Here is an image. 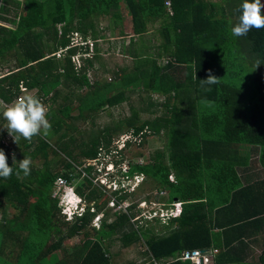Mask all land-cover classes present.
Instances as JSON below:
<instances>
[{
    "label": "trees",
    "instance_id": "16d2710c",
    "mask_svg": "<svg viewBox=\"0 0 264 264\" xmlns=\"http://www.w3.org/2000/svg\"><path fill=\"white\" fill-rule=\"evenodd\" d=\"M165 1L23 0L22 10L6 18L12 26L0 25V56H13L15 65L0 78L1 82L10 80L7 88L0 86L3 101L21 96V85L35 88L33 96L48 97L51 101L61 92L59 86L67 89L64 104L46 113L52 118L50 134H56L53 144L40 135L31 140L21 138L18 145L23 149L14 152L16 162L9 159L4 144L0 147L13 169L10 177H0V246L11 247L9 252L16 258L29 259L27 264H34L37 258H44L46 264H114L108 250L117 237L123 247L142 240L145 246L142 254L150 264H192L176 258L184 249L210 247L217 248L212 264L233 263L235 254L247 246L243 241V237H250L247 229L264 222V178L250 181L240 174L248 173L251 165L264 167V29H253L247 36H233V46L255 61L261 77L260 102L250 122L242 114L237 86L222 84L218 79L215 84L202 83L213 57L208 44L221 45L228 39L226 31L238 22L242 0H225L229 6L226 10L218 8L219 15L213 1L168 0V6ZM124 11L130 16L132 36L129 44L121 45L120 51L133 64L121 68V74L112 70V80L91 82L87 73L93 69L99 52L95 41L104 37L97 28L98 19L110 16L112 24L121 25ZM156 20H162L157 28L160 42L150 49L142 38L147 23ZM73 31L92 41V55L83 57L84 64L78 69L70 57L77 51L87 53L89 47L69 46V34ZM118 32L124 31L120 28ZM81 87L91 88L90 93L76 94ZM116 88V93L109 94ZM133 90L146 94V107L131 106L129 116L88 131L84 139L75 141L76 126L65 119H82L85 112L119 104L128 98L127 91ZM151 94L161 95L162 102L152 101ZM73 100L77 113L72 116ZM200 101L213 107L205 110L199 107ZM157 105L164 109L160 114L156 113ZM138 109L152 116L139 119ZM124 129L133 136L141 135L142 139L147 134L164 137L163 149H156L144 162L129 163L127 173L130 176L141 173L144 180L150 179L156 188L163 189L166 195L158 196V201L166 204L181 201L179 214L165 223L154 218L159 223L157 229L153 225L142 228L131 221L135 216L131 210L136 204L130 203L127 212L113 213L109 221V212H102L98 228H93L94 236H88L85 227L95 213L101 212L104 203L96 201L102 191L92 183L93 166L89 165L84 167V176L75 191L93 201L95 211L73 217L64 230L57 226V234L52 238L48 229L49 214L58 203V197L51 194L56 177L61 175L72 182L73 175H80L79 171L73 174L72 163L78 165L81 159L95 158L103 151L109 153L114 149L110 148L113 135ZM245 147L250 154L243 151ZM50 154H62L63 158L50 160ZM38 155L42 158L41 165H30V174L25 176L19 169V161ZM57 165L64 168L59 171L55 169ZM169 174L173 175V181L169 180ZM118 184L108 191L117 205L130 194ZM7 205L17 209V214L8 217ZM216 229L221 231V242L217 240ZM80 232L84 238L73 249L48 263L46 257L59 248L65 236ZM43 237L45 241L41 242L39 239ZM259 264H264V253Z\"/></svg>",
    "mask_w": 264,
    "mask_h": 264
},
{
    "label": "rangeland",
    "instance_id": "374dc122",
    "mask_svg": "<svg viewBox=\"0 0 264 264\" xmlns=\"http://www.w3.org/2000/svg\"><path fill=\"white\" fill-rule=\"evenodd\" d=\"M204 1L206 2L213 1V3H215L214 4L215 8H217L216 12L218 15H219L218 12L221 11V9L218 8L223 7V9L226 10L227 7L229 6L226 4L227 1L225 2V0H204ZM3 3L4 2L0 3V16H2L3 14V7H4ZM8 9L10 10L8 12L9 18H12L15 12L16 13L20 12V10H17L16 8L12 10L11 6H8ZM208 10L209 9L207 8L206 11ZM124 13L125 11L123 12V14ZM123 17L124 19L122 20V24L121 25L119 24L120 26L112 24L111 23L112 18H110V16L109 19L105 17L98 19L97 28L100 30V32H102V35L104 37L102 39H98L95 41V43L97 44L96 46L99 49V52L97 54V58H95L93 69L88 70L87 77L89 81L93 82L96 80L98 82H103V81L112 80L113 79L112 70H118V73L121 74L120 72L121 68L123 67L129 68L132 66L133 64L132 59L129 56L121 53L120 51L121 45L124 44L126 46L127 44H129L130 36H132L130 33L131 32L130 16L127 15ZM161 22L162 20H156L154 22L150 21L147 23V27H148L147 31L148 30L150 31L143 34L142 40L147 46H150V49H152L154 45H157L160 42L157 28L159 27V24ZM57 27L60 28V24H58ZM120 28H122L124 31L121 34L118 32ZM226 32L228 35V39L225 42H222L221 45H215L213 43L208 44L209 51H212L211 56L213 55V57L211 58V69H212L211 73L215 75L217 79L222 82V84L235 85L240 89L241 105L243 107L242 114L244 115L245 120L250 119V122H252V116L253 114L257 113L260 102L258 99L261 88L260 73L258 72L255 61L252 60L246 54H242V51H239V49L236 46H233L234 44H233V35L231 33V28H229ZM135 40L137 41L138 37H135ZM91 55H92V51L89 52L88 57H91ZM84 60L85 59L80 58L79 65L75 63L77 69L84 64ZM159 62L160 64L162 63L161 60H159ZM59 89L61 92L59 93L58 96L56 95L53 101L49 100L48 97H45L44 99H40L47 110L51 109L55 111L58 104L60 103L62 105L64 104V94L67 93V89L62 88V86L61 87L59 86ZM90 89L91 88L89 87H81L76 89L75 93L78 94L79 96H83L86 93H90ZM25 91H21V92H25ZM117 91H118L117 88L113 89L111 92H109V94H114ZM139 92L140 91H136V90L127 91L126 94L128 98L126 100L113 106L103 105L98 109H93L90 112H85L83 114L82 119L80 118H75L70 120L65 119L66 122L69 123L71 122V124H74L76 126V131H73L75 136V141L78 142L79 140L84 139L88 131L100 129L105 125H111L113 122H116L119 119H123L129 116V114L131 113V106L136 109L138 107H146L148 105L147 104L148 99L146 97V94L144 92H141V94H139ZM142 96L143 99H141ZM151 100L160 103L162 102L163 97L158 94H151ZM76 104H77L76 100H73L71 102V106L73 107V109L70 111V114L72 116L76 115L77 113V110L75 109ZM199 107H202L205 110H209L213 107V105L206 101H200ZM157 109H158V112H156L157 114H160L164 110L163 108H161L160 105H157ZM56 114L59 115L58 113ZM151 116L148 113L141 112L138 109L139 119H145ZM47 118L49 119L50 123H52V118H50L49 116H47ZM62 130L63 129H61L60 131ZM130 134L131 133L129 131H126L124 129L121 131V133L113 135L110 148L112 149L116 148V149H113V151L104 158L103 162L107 161L108 164L110 161L114 162V160L120 159L119 161L121 164L120 166L123 168L125 167L124 165L129 166V163L144 162L145 160H147L148 157H150V155L153 154V152L156 149H160V148L163 149L164 147L165 139L162 135L147 134L146 136H144L143 139L141 135L140 137L135 136L133 139V137H130L132 136ZM40 136L43 138H48L51 144H53L54 140L56 139V134L51 135L50 132L46 136L43 134H41ZM127 137H129L132 140L129 145L123 144V141ZM10 138L12 137L10 136ZM32 146L33 145L30 146V149L32 148ZM22 149L23 147H18L19 152L22 151ZM239 149L241 150L243 148H239ZM243 151L245 153L250 154L247 147H245ZM244 152H242V154L245 155ZM61 158H63L62 154H58V156H52L50 154L48 157V159L50 160L51 159L60 160ZM85 160L86 159H81V162L78 165L72 163V167L74 168V170L73 168H71V170H73V174L76 171L80 172L79 176L73 175L72 183L75 186L78 181L82 180L83 174L81 170L84 166ZM31 161H32L31 166L39 167L42 163V158H40V156L38 155L35 158L31 159ZM110 166L111 165L109 164L108 167ZM63 168L64 167L61 165H57L55 167V169L59 171H61ZM251 168H255V165H251ZM123 170L124 169H121V174H125ZM254 170H259V169H254ZM93 184L95 185V183ZM98 188L101 189L102 194L97 197L96 201L99 202V204H102L104 202L101 212H109V215L107 217L108 221L114 217L113 213H117L118 211H121L122 208H124L127 204L133 203L136 205L132 208L131 212L134 213L135 216L134 218L131 219V221L136 222L135 225H140L142 226V228H148L151 227V225H153L155 229L158 228L159 223L156 220H150L147 218L148 215L147 211L150 209V207L151 208L160 207V205H162L161 203L157 204L154 203L153 201L156 200L158 201L157 199L158 196H165L166 193L163 189L156 188L155 184H153L150 179L144 180L133 191H130L131 188H128L127 192H130L128 199H126V201H124L119 205L117 204L114 205L113 203V206H111L112 204L111 201L113 200L110 196H108L109 189H107L105 186L103 187L100 186ZM52 192H54V190ZM63 198L61 200H63ZM143 200L144 202H141ZM163 207H168V205H164ZM5 211L8 217L12 216L13 214H17L18 212L17 209L9 205L6 206ZM49 215H50L49 220H51V225H49L48 230H50L52 238H55V235L57 234L56 227L58 226L59 228H61V230H64L65 225H68V221H66L60 214L59 203H57V206H55V208L52 210V212ZM91 219L86 225L85 231L88 232V236L93 237L95 234L93 228L95 229L98 228L100 221L99 222L95 221V219L94 221H92ZM83 236H84L83 232L77 233L71 237L65 236L59 248L56 249L54 252L50 253L48 257H46L48 263L54 262V260L61 258L63 255H65L67 252L73 249V246H76L80 242V240L84 238ZM116 238L117 237H114V239L111 241V245L108 250L112 262L114 264H125L126 262L132 260L135 261L136 264L151 263L149 260L146 259V257L145 258L143 257L142 253L145 249V246L142 240L136 244L123 247ZM39 240L43 242V240L45 241V237ZM10 249L11 247H9L8 249L3 247L2 249L0 246V264H27L29 259H20L19 257L16 258L14 255L10 254L9 252ZM34 264H46V262L44 261V258L43 259L37 258Z\"/></svg>",
    "mask_w": 264,
    "mask_h": 264
},
{
    "label": "clouds",
    "instance_id": "9594fccd",
    "mask_svg": "<svg viewBox=\"0 0 264 264\" xmlns=\"http://www.w3.org/2000/svg\"><path fill=\"white\" fill-rule=\"evenodd\" d=\"M262 10H264V3H262L261 0H242L238 8V12H239L238 22L231 27L232 35L235 37H242V36H247L248 33L253 29L256 30L264 29V11ZM84 40H89V39H84ZM63 51H65V49ZM83 57L85 56H81L80 58ZM259 64L260 62L257 61V66ZM217 82H218L217 77L213 75L211 73V69H209L207 78L203 79L202 83L211 85ZM46 113H47V109L38 97L30 94L22 95L18 97L14 103L10 104L8 107L3 109L2 117L4 120L7 121L6 125L3 128L7 129L8 134L13 138V142L16 143L17 145L21 138H24L25 140H31L33 136H37L41 134L46 136L49 134L51 130V123L47 118ZM130 137H133L134 139L135 136L132 135ZM131 141L132 140L129 137H127L123 141V144H126L127 142H131ZM112 151L113 150H111L109 153H105L103 151L102 153L98 154L95 158H87V159H95L94 164L91 165L93 166V170L91 173L92 180L94 179V181H96L98 186L101 187L105 186L107 189H109V192H111V190H113L117 186V182H118L119 183L118 187L123 188L127 192L128 188H130L132 183L131 181L132 179L130 178L133 175L130 176L128 174L129 176L126 179L125 177L126 173L121 174L120 162L118 164H115L112 161H110L108 164L107 161L103 162L104 158L108 156V154H110ZM15 159L16 156L15 153H13L12 160ZM31 163L32 161L30 157H24L19 162V169L22 170L25 176L30 174ZM109 164L111 165L110 167H108ZM12 172L13 169L8 163V158L4 150L0 149V177L8 178L12 175ZM17 175H19V172H17ZM143 181L144 179L141 182L135 184L133 189H130V191H133ZM69 196H70L69 198L64 197L63 200L59 201V208L61 210L63 207H69L70 210H72L71 213L72 218L75 216H80L86 211L89 212L95 211L93 201H88L84 196L77 193L75 191V188L74 191H71V193H69ZM95 216H99V220H100V218L102 217V212L95 213L93 215V218ZM93 218L91 219L92 221Z\"/></svg>",
    "mask_w": 264,
    "mask_h": 264
},
{
    "label": "crops",
    "instance_id": "0c3cea01",
    "mask_svg": "<svg viewBox=\"0 0 264 264\" xmlns=\"http://www.w3.org/2000/svg\"><path fill=\"white\" fill-rule=\"evenodd\" d=\"M4 2V8H3V14L0 16V25L4 26H12V24L6 19L9 18L8 12L10 11L8 9V6H11V9L14 10L15 8L17 10H22L23 6V0H0V3ZM166 5L168 6L170 3L168 0L165 1ZM168 3V4H167ZM19 4V7H17ZM123 16H127L126 12L123 14ZM102 18V17H100ZM99 18V19H100ZM107 18V17H105ZM113 30V29H111ZM150 30L146 31L145 33L149 32ZM15 67L14 65V57L13 56H7V55H1L0 56V78L6 74H8L11 70H13ZM10 80H5L3 82L0 81V86L7 88ZM22 91V90H21ZM33 91V92H32ZM36 91L35 88H27L25 92H21L20 95H33V93ZM16 100V97L12 98V100L6 102L3 101L0 98V147L2 144L5 145L6 152L9 154V159L11 161L16 162L15 160H12V154L18 150V147L20 145H17L13 142L12 138H10V135L7 132V129L3 128L7 121L3 119L2 117V111L6 107H8L10 104L14 103ZM21 143V142H20ZM258 168H250V171L248 173L241 172L242 176L249 178L251 180L261 179L264 178V167L259 170H254ZM264 221V220H263ZM257 230V231H256ZM249 231L248 236L250 237H243V241L247 244V246L242 247V252L236 253V261L233 263H218V264H259L260 261V255L264 253V222L257 223L256 226L247 229ZM251 232V233H250ZM215 233L218 234V242L222 241V234L219 229L215 230ZM242 258V259H241Z\"/></svg>",
    "mask_w": 264,
    "mask_h": 264
},
{
    "label": "built area",
    "instance_id": "2783aa9c",
    "mask_svg": "<svg viewBox=\"0 0 264 264\" xmlns=\"http://www.w3.org/2000/svg\"><path fill=\"white\" fill-rule=\"evenodd\" d=\"M168 4V3H167ZM85 44L89 45V51L87 53H80L79 51H77L75 54H73L71 56V60L72 62L77 65H79V60L81 56H88L89 52L92 51V41L90 40H84L82 39V37L80 36V34L76 31H73L71 33L70 36V44L69 46H75V47H79V46H83ZM65 49V48H64ZM64 49H60L56 52V55L58 56L60 54V52H62ZM22 91L27 90L24 86H20ZM20 97V96H18ZM17 97V98H18ZM16 98V99H17ZM94 160L95 159H86L84 162V166L82 168V174L84 176V167L89 166V165H93L94 164ZM125 167H121V169H124L123 171L126 173L125 177L126 179L128 178V166L124 165ZM169 180L173 181V175L169 174L168 175ZM132 179V183L130 188L133 189L134 185L141 182L144 179V175L141 173H134L133 176L130 178ZM93 183H95L96 185H98L96 183V181H94V179L92 180ZM114 185V184H113ZM54 192H52V196H57L58 197V203L59 201L63 198H69V193H71V191H74L75 185L72 182L67 181L63 176L58 175L54 181ZM66 191V192H65ZM141 202H144L141 201ZM140 202V203H141ZM154 203H161L162 205H160V207H150V209L147 211L148 215L147 218L150 220H154V218H158L159 221L161 223H165L169 217L171 216H176L177 214H179L180 210H181V201L178 200H174L173 202L166 204L164 202L161 201H153ZM111 206H113V201H111ZM115 205V203H114ZM129 204H127L124 208H122L123 211L127 212L126 207ZM164 205H168V207H163ZM65 213V214H64ZM72 210H70L69 207H63L60 210V214L63 217L64 215V219L66 221H69L72 219L71 216ZM98 221L99 220V216H95L93 218V221ZM217 252V248L215 247H210L207 249H200V248H193V249H184L181 251V253L179 254V256L176 258L178 260L181 261H185V260H189L192 264H212V256Z\"/></svg>",
    "mask_w": 264,
    "mask_h": 264
},
{
    "label": "water",
    "instance_id": "95a60500",
    "mask_svg": "<svg viewBox=\"0 0 264 264\" xmlns=\"http://www.w3.org/2000/svg\"><path fill=\"white\" fill-rule=\"evenodd\" d=\"M261 2L264 3V0H261ZM262 11H264V10H262Z\"/></svg>",
    "mask_w": 264,
    "mask_h": 264
}]
</instances>
